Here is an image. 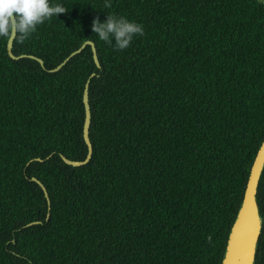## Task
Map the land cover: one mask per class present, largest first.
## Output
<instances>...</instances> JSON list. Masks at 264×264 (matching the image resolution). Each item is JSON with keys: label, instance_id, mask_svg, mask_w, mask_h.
Instances as JSON below:
<instances>
[{"label": "trees", "instance_id": "16d2710c", "mask_svg": "<svg viewBox=\"0 0 264 264\" xmlns=\"http://www.w3.org/2000/svg\"><path fill=\"white\" fill-rule=\"evenodd\" d=\"M53 2L12 47L43 64L0 37V264H221L264 140V4ZM107 14L144 35L114 49L92 31ZM87 40L100 67L87 45L50 71ZM257 201L264 264V171Z\"/></svg>", "mask_w": 264, "mask_h": 264}, {"label": "water", "instance_id": "95a60500", "mask_svg": "<svg viewBox=\"0 0 264 264\" xmlns=\"http://www.w3.org/2000/svg\"><path fill=\"white\" fill-rule=\"evenodd\" d=\"M16 35L10 36L8 39L7 49L9 55L14 59H19L21 57H31L38 60L43 64V60L28 54L15 55L12 52L13 41ZM87 45H90L93 52V58L98 67H100V62L97 56V50L94 42L87 40L85 41L78 49L73 51L69 56H67L58 66L51 69L50 71L59 70L72 56L78 54L85 48ZM95 73L91 74V77ZM89 83L90 78L87 80L84 89L83 100L85 104V122L83 127V136L84 140L88 147V152L83 160H72L64 155L62 159L69 165L81 166L86 164L93 153L92 143L89 138V127L91 122V111L89 104ZM39 160H42L38 158ZM264 171V140L262 141L256 156L251 165L249 177L246 183V188L244 191L243 199L238 208L235 219L232 223V226L229 230L225 250L223 253V258L221 264H255L256 252L258 248L259 235L263 228V217L260 212V208L257 201V192L260 182V178ZM32 180L36 181L44 190L45 196L50 205L48 191L45 188L44 184L38 180L35 176L32 177ZM40 221H34L28 225L39 223Z\"/></svg>", "mask_w": 264, "mask_h": 264}, {"label": "clouds", "instance_id": "9594fccd", "mask_svg": "<svg viewBox=\"0 0 264 264\" xmlns=\"http://www.w3.org/2000/svg\"><path fill=\"white\" fill-rule=\"evenodd\" d=\"M264 4V0H259ZM104 8L112 7V0H104ZM62 3L53 0H0V37L19 35L21 41L37 31V26L65 13ZM92 31L99 39L116 50L127 49L134 37L144 35L141 23L117 14H107L103 22L96 18Z\"/></svg>", "mask_w": 264, "mask_h": 264}]
</instances>
